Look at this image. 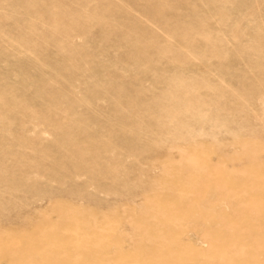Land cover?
Listing matches in <instances>:
<instances>
[{"label":"rangeland","instance_id":"374dc122","mask_svg":"<svg viewBox=\"0 0 264 264\" xmlns=\"http://www.w3.org/2000/svg\"><path fill=\"white\" fill-rule=\"evenodd\" d=\"M0 264H264V0H0Z\"/></svg>","mask_w":264,"mask_h":264}]
</instances>
